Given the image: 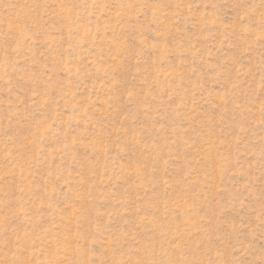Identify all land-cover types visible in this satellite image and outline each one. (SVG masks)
Segmentation results:
<instances>
[{
	"label": "rangeland",
	"instance_id": "1",
	"mask_svg": "<svg viewBox=\"0 0 264 264\" xmlns=\"http://www.w3.org/2000/svg\"><path fill=\"white\" fill-rule=\"evenodd\" d=\"M0 264H264V0H0Z\"/></svg>",
	"mask_w": 264,
	"mask_h": 264
}]
</instances>
